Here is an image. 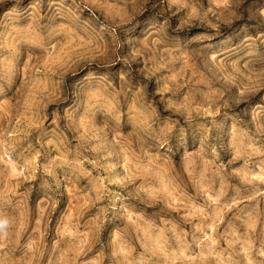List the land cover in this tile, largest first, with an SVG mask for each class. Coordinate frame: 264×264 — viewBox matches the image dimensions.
Wrapping results in <instances>:
<instances>
[{
  "label": "clouds",
  "instance_id": "1",
  "mask_svg": "<svg viewBox=\"0 0 264 264\" xmlns=\"http://www.w3.org/2000/svg\"><path fill=\"white\" fill-rule=\"evenodd\" d=\"M0 264H264V0H0Z\"/></svg>",
  "mask_w": 264,
  "mask_h": 264
}]
</instances>
